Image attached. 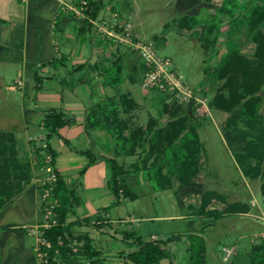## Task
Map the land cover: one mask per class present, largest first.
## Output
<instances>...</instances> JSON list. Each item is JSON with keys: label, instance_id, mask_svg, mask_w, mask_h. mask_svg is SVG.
<instances>
[{"label": "crops", "instance_id": "1", "mask_svg": "<svg viewBox=\"0 0 264 264\" xmlns=\"http://www.w3.org/2000/svg\"><path fill=\"white\" fill-rule=\"evenodd\" d=\"M83 1L98 3L95 17L86 11L85 15H79L68 9V6H78ZM151 1L152 4L155 2ZM175 1L182 16L174 19V24L168 22L164 27L188 32L192 37L196 36L194 32L207 26L206 18L195 20V17L203 9L211 14L223 3V0ZM139 14L138 0H0V115H3L0 118L14 122L20 128L17 132L0 129V135H15L19 158L31 165L33 178V182L26 184L0 212V264H36L37 250L41 252L42 245L38 248L37 242L28 241V236L36 235L28 228L39 226L44 219L41 189L37 184L40 179L35 178L37 169L52 161L48 143L56 152L51 167L70 188H76L79 198L67 218L68 223H73L72 233L93 239L95 248L100 251L99 264H136L129 254L139 250L140 245L135 239H123L124 231L136 232L144 241L162 242L167 254L155 264H180L181 259L192 264L188 235L200 233L197 222L204 227H213L222 221L223 227L239 230L240 220L264 218L261 215L264 198L252 191V199L246 201L242 188L235 186L221 190L220 181L203 170L207 158L203 153L200 127L197 132L203 149L199 171L186 184L180 181L170 159L150 156L145 139L133 137V143L142 147L135 144L134 150L130 148L131 130H147L140 134L148 135L150 131L164 128L165 142L168 122L173 120L169 113L176 109L172 99L186 106L192 118H200L193 110L201 104L210 110L201 87L193 89L206 98L204 103H186L169 91L145 88L142 79L147 66L139 52L103 36L93 22V19L114 24L128 22L139 39L145 41L139 29L144 20H138ZM186 16L194 19L180 22ZM197 38L200 40L202 36L199 34ZM154 39L159 37L154 35ZM160 39L167 43L166 35ZM167 57L171 58L173 66V57ZM9 66L18 70L14 85L7 83L4 74V67ZM18 90L20 98H17ZM14 105L20 113L14 107L16 114L12 115L10 109ZM53 109L63 112L71 121L49 138L46 117ZM142 113L147 115L151 126L142 122ZM227 129L238 153L244 152L250 141L258 137L256 130L243 124ZM86 151L94 157L92 164ZM112 159L124 168L121 178L134 197L117 198L114 195ZM246 176L254 181V191L261 189L264 160L258 178ZM207 192L212 195L206 198ZM140 200H144L142 204ZM205 202L207 207L203 211ZM159 206L160 213L147 215L149 210ZM177 206L182 210L181 215L176 213ZM209 211L213 214L207 213ZM157 219L166 222L184 220L190 231L177 233L175 226L171 229L170 226L145 223ZM42 238L40 235L38 240ZM239 244L240 240L230 247H223L225 261L237 253ZM256 244L255 240L251 250ZM207 246L204 264L208 262ZM231 248L233 252L226 259V249ZM251 250L248 253L250 259Z\"/></svg>", "mask_w": 264, "mask_h": 264}, {"label": "trees", "instance_id": "2", "mask_svg": "<svg viewBox=\"0 0 264 264\" xmlns=\"http://www.w3.org/2000/svg\"><path fill=\"white\" fill-rule=\"evenodd\" d=\"M97 2H89L86 12L92 17L97 14ZM217 17V21L210 22L211 17ZM229 19L228 52L222 57L218 65L211 67L207 72L212 77L221 81L217 87V93L210 101V107H216L222 111L231 113L226 121V128L243 124L258 132V137L250 141L244 152L238 153L244 165L246 175L258 178L261 175V166L264 160V118L260 115L259 109L264 95V0H223V3L210 14L204 23H207L204 37V46L216 41L211 39L223 19ZM193 17H184L180 22H192ZM196 20V19H195ZM247 26L252 40L256 44L253 54L242 51L235 36ZM241 105L239 112L235 109ZM177 118L168 122V131L165 134L164 128L157 132H149L144 141L149 143L148 153L150 156H157L173 163L175 171L183 184L188 183L199 171V159L203 146L198 135V128L191 123V113L184 110L175 113ZM63 112L56 109L50 110L46 117V125L49 129L48 137L66 123L70 122ZM176 143L175 145H173ZM47 148L51 153V165L55 162L56 152L50 143ZM134 150V149H133ZM164 152L166 153L164 156ZM91 157L90 164L94 157L91 152H85ZM113 176L112 188L114 195L120 197H134L130 188L121 178L124 168L112 159ZM89 166V165H88ZM88 166L83 169V173ZM57 175L55 196L59 204L56 207V222L49 228H44L43 238L49 245L42 246L43 252H47V261L42 264H60L61 261L69 263L74 255L71 244L77 240L83 243V254L90 259V264H99L97 256L100 251L93 244V239L88 235L74 236L72 233L73 223H68V214L73 206L78 203L76 188H70L59 172L54 169ZM32 167L28 162L19 158L15 135L8 133L0 135V212L8 206L24 189L26 183L31 180ZM261 190L264 196V179L261 183ZM212 195L211 193L206 194ZM207 202L203 205L206 211ZM204 213V212H202ZM207 213L213 214V211ZM90 223L89 219L85 220ZM8 226H4L6 228ZM190 251L192 264H204L206 260V245L196 247L193 236H191ZM198 237V236H197ZM123 239H135L140 249L129 254V258L136 264H155L167 254L162 242L144 241L141 236L133 231H124ZM252 264H264V242L253 246L251 252Z\"/></svg>", "mask_w": 264, "mask_h": 264}, {"label": "rangeland", "instance_id": "3", "mask_svg": "<svg viewBox=\"0 0 264 264\" xmlns=\"http://www.w3.org/2000/svg\"><path fill=\"white\" fill-rule=\"evenodd\" d=\"M138 2L140 12L138 20H144L143 25H140L139 29L143 33L145 41H147L154 47L156 53L159 56L173 57L174 65L172 66L171 64L169 68L171 70L173 69L177 73V75L191 88H203V91L205 93L204 96L208 99L206 102L209 104L212 98L217 93V87L219 86L221 81L215 80L212 77L211 73L207 71L211 67L218 65L222 57L225 56L228 52V39L230 37L229 19L226 18L220 22L217 30L214 34H212L211 39L214 40L216 35H218V38L215 42H210L207 46L208 48H206L204 46V40L202 39L206 30L205 25L198 31L193 33V35L195 34L196 36L200 34L202 36L200 40L198 38L196 39V36H190L189 34H187L188 32L180 33L177 30H168L170 29V27H164V25L168 22L170 24H174L173 20L182 16V12L176 7L175 0H155L153 4L151 0H138ZM170 2L173 3L170 5ZM195 18L196 20L201 18L208 19L210 18V13L203 9L202 13L197 15ZM217 20V17L212 16L210 22H215ZM241 29L242 31L236 34L235 39L243 52L247 54H253L256 44L249 34L248 27L243 26ZM154 35H157L159 39H154ZM163 35H166L167 43H165V39L164 42L162 41V39H160V37H162ZM4 70V74L7 76V83L14 85L15 80L18 77V70H16V67H4ZM151 93L160 94V92ZM17 95V98H20V90L17 91ZM206 98L204 99L206 100ZM171 102L176 106L175 111L169 113L172 118H177V116H175V113L187 110L186 106L179 103L178 100L172 99ZM14 107H16V105H14L12 109H10L12 115L16 114V112L13 110ZM198 107L200 109L195 108L193 111L196 114L200 115V118L197 119L196 117H191L190 122L193 123L197 128L200 127L199 130H201L204 140L203 153L206 154L207 161L204 164L203 170L208 171L210 176L214 177V180L220 181L222 186L219 189L221 190H225V188H232L235 186L242 188L244 195L243 199L246 201L252 199V191L256 196H260L263 199L264 196L261 189L256 191L252 189L254 181L246 176L245 168L240 160L238 150L229 137L230 132L226 128V121L228 120L231 113L222 111L216 107H210V110L207 111L205 105L203 108V104L199 105ZM240 108L241 105L235 109V112L239 111ZM16 110L18 113H20L18 107H16ZM259 113L264 118V95L262 97ZM0 116L3 117V115ZM148 119L149 118L147 117V115L142 113V122L144 124H147L148 126H151V121H149ZM0 129L16 130L20 128H17V125L14 124V122H6L2 118H0ZM17 131L20 130H16V132ZM146 131L147 130L130 131L129 134L131 135H129L128 137V144L130 143V148L134 149L136 144L133 143V137L134 139L138 140L148 138L147 135L140 134L141 132L145 133ZM136 134H139V136ZM136 146L138 147L140 145L136 144ZM146 146V151H148V142ZM55 173L56 172L54 171V168L51 167V163L49 164V162L47 166H43V168L37 169L35 179H40L37 184L41 189V208L44 213V219L42 223H40V225L47 224L48 226H51L53 222H56V207L58 206L59 201L55 196L57 179L52 180V176ZM263 179L264 177L262 178V181ZM32 182L33 178L26 184L28 185ZM46 188H49L47 191V196L44 195L46 193ZM143 201L144 200H140L139 202L142 204ZM160 212L161 208L159 206L155 209L149 210L147 212V215H155ZM176 213L178 215L182 214L180 206H177ZM261 215L264 216V213ZM167 222L157 219L154 221H146L145 223L148 226H170L171 229L173 226H175L177 229V233H187L190 231L188 223H186L184 220H171ZM221 222L222 221H218L213 227H204L202 223L197 222V231H199L200 233L197 234V232H194V234H189L188 238L191 241V236L194 237L193 241L196 247H199L201 244L208 245L207 264H252L248 253L251 250V247L255 240L258 244L264 242V218L251 217L248 219L240 220L239 230L225 228L223 227V224ZM44 228L49 227H41V231H39L38 234L28 236V241L32 244L37 242L38 248H40L41 245L45 246L41 243L40 240H38V237H40V235H43L42 229ZM28 229H30L31 231L32 227H29ZM238 240H240V244L237 249V253L232 256L231 260L225 261L223 247L225 245L230 247L234 242ZM71 247L73 248L74 255L72 256L70 262L66 263L65 261H61L60 264H73L74 262L76 264H90V259L83 254L84 252L82 250V242L75 240L72 242ZM39 250L42 251V249ZM36 257V264H41L40 253L38 250L36 253ZM180 264H187L186 260L181 259Z\"/></svg>", "mask_w": 264, "mask_h": 264}, {"label": "built area", "instance_id": "4", "mask_svg": "<svg viewBox=\"0 0 264 264\" xmlns=\"http://www.w3.org/2000/svg\"><path fill=\"white\" fill-rule=\"evenodd\" d=\"M88 1H83L81 5H70L68 9L74 11L76 14L85 15V11L88 8ZM98 30L116 43L130 46L137 50L144 60L147 68L143 74L142 84L147 89H158L162 91H169L179 97L183 102L186 103H204L205 100L199 96L196 91L188 86L172 69L169 68L171 65V58L165 56H159L154 47L139 39L134 33L133 27L128 22L123 23H108L107 21L96 22ZM56 173L53 174L52 180H56ZM49 189V188H48ZM46 188L45 196L48 195ZM41 227H49L47 224H41L37 227H33L31 230L32 234H38L41 231ZM41 243L49 245L48 242L42 238ZM233 248L226 249V259L232 254ZM47 252H40L41 264L46 262Z\"/></svg>", "mask_w": 264, "mask_h": 264}]
</instances>
